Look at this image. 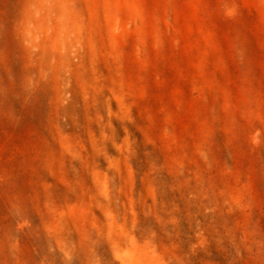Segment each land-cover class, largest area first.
I'll return each instance as SVG.
<instances>
[{"label": "rangeland", "instance_id": "rangeland-1", "mask_svg": "<svg viewBox=\"0 0 264 264\" xmlns=\"http://www.w3.org/2000/svg\"><path fill=\"white\" fill-rule=\"evenodd\" d=\"M0 264H264V0H0Z\"/></svg>", "mask_w": 264, "mask_h": 264}]
</instances>
